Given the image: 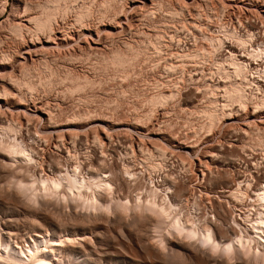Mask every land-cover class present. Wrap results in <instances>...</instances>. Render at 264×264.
Here are the masks:
<instances>
[{"label": "rangeland", "instance_id": "rangeland-1", "mask_svg": "<svg viewBox=\"0 0 264 264\" xmlns=\"http://www.w3.org/2000/svg\"><path fill=\"white\" fill-rule=\"evenodd\" d=\"M45 1L0 0V141L13 144L16 136L5 128L10 122L16 124L18 140L38 152L31 163L38 169L36 175L46 177L48 165L54 167L57 161L72 170L82 162L98 167L104 160L117 170L130 166L148 184L166 173L180 183L185 175H193L188 186L200 198L203 174L207 172L209 178L210 170L219 164L240 180L263 174L264 124L261 118L249 116L251 107L247 113L237 106L233 111L224 109L231 116H220L211 130L205 113L214 108L212 95L227 103L222 77L225 68L233 69L223 65V76L216 67L230 51L239 53L237 38L257 35L264 45V0H71L70 11L57 14L51 31L43 32L31 20L41 18L39 4ZM84 7L92 14L78 23ZM218 39L224 44L216 53L212 42ZM191 52L201 57L182 59ZM119 55L125 59L122 63ZM255 63L252 84H264V73L259 71L264 69V59ZM250 87L248 94L257 92ZM158 93L175 95L150 102ZM215 148L222 151L217 158L211 156ZM21 160L14 163L25 162ZM155 162L162 168L151 172ZM17 174L14 171L9 177L0 170V213H10L8 219L30 242L39 221L4 199L9 186L14 191V181L27 173ZM205 193L204 201L216 195ZM111 230L101 236L111 245L104 246L110 256L133 257L137 249L123 244L128 243L126 230ZM172 258H167L168 264H194L185 256ZM146 263L157 264L154 259Z\"/></svg>", "mask_w": 264, "mask_h": 264}, {"label": "bare ground", "instance_id": "bare-ground-1", "mask_svg": "<svg viewBox=\"0 0 264 264\" xmlns=\"http://www.w3.org/2000/svg\"><path fill=\"white\" fill-rule=\"evenodd\" d=\"M69 2L72 3L71 0L40 2L42 5L39 4V7L41 6L43 17L37 18L36 16L31 21H35L38 30L44 32L50 29L51 31L50 27L55 16L70 11ZM79 12L76 19L78 23L92 14L88 15L89 8ZM234 37L237 36L234 34ZM237 39L234 43H238L236 47H239V53L235 50L236 53L230 51L223 63L219 62L217 67L215 66L221 69V75L223 73L225 75L222 77L225 78V81L222 80L224 81L223 98L227 103L221 104L219 97L215 98L212 95L213 98L210 101L214 108L211 107L212 109L205 113V117L209 120L210 130L220 116L230 117L232 113L228 114L225 110H232L234 106L245 112L247 107H251L252 113L249 116L261 118L260 121L264 124V115H260L261 112L264 113V94L259 96V92H264V84L256 82L254 85L250 79L255 77L251 74L253 66L258 64L255 62L264 59L263 40L253 34L246 37L239 36ZM223 44L219 39L214 40L212 42L214 51L221 48ZM255 44L259 45L256 49L253 48ZM249 47H252L251 51ZM119 56L117 60L122 63L125 59ZM200 57V53L191 52L182 59ZM223 65L224 67L228 65L233 72L225 68L222 73ZM259 71L264 73V69ZM252 85L256 87L257 92L250 95L247 88ZM220 87L218 84L214 85L216 89H221ZM174 95L175 93L169 95L162 93L154 96L150 102L160 103ZM13 124L10 122L7 127L5 126L6 128L4 127L7 133L10 132L16 136L11 141L13 144L8 146L4 145L5 141H0V164H3L1 167L4 171L1 167L0 170L8 175L15 171L18 174L23 173L21 174L23 176L27 173L28 176L21 178L19 175L17 182L14 181L16 187H12L14 191L9 189L10 186L6 190L8 193L4 190L7 193L4 199L7 202L8 200L13 202L16 208H21L39 222L36 225L38 229H34L35 234L29 235L30 242H27L25 234H20L21 231L14 225L13 220L8 219L10 213H0V264H144L147 259H154L157 264H168L167 258H182V256L194 264H264V170L263 174L256 178L240 180L224 168L226 165L219 164L214 171L212 167V169L207 168V170L211 169V175L207 178L205 174L207 172L203 174L200 198H197L196 192L192 191L193 187L191 190L190 185L188 186L191 181L190 176L193 175H185L183 183H180L177 177L174 178L172 175L171 177L166 173L161 174V180L152 181L156 179H151L152 182L148 184L145 180L141 181L142 179L138 178L140 175L137 177V173L135 171L134 173L130 166L122 167L120 164L122 169L117 170L115 165L107 164L104 160L101 161L102 163L99 161L98 167L87 166L82 162L77 167L74 166L75 169L69 168L71 171L63 167L65 164L60 166L62 164L57 161L56 164L60 165L57 164L54 167L51 166L52 164L48 165L49 174L52 173V176L47 174L46 177H39L36 175L38 169L34 166L35 164H31L35 151L33 152V148L30 146L28 148L23 144L24 141L22 143L18 140L20 129ZM240 131L236 130V133ZM220 150L215 148L211 156L217 158L219 152H222ZM19 158L25 162L15 164ZM157 163H152V168L151 165L149 166L151 172L162 168V165ZM30 167L34 169L31 174L29 173ZM83 170L86 171L84 172L87 176ZM185 170L188 169L185 168ZM1 175L3 177L4 173ZM205 183L207 185H204ZM208 189L209 193H207ZM1 191L3 192V189ZM203 191L208 197L212 192L216 195L212 200L204 201L205 199L202 200L201 196L204 194ZM241 209L246 210V214L243 210V213L239 212ZM111 229H120L122 233L126 230L128 236L125 231L122 236H127L128 243L123 244L137 249L136 254L132 251L133 257L127 255L130 258L121 256L113 258V255V257L110 256L109 248L105 249L104 246L111 247V245L104 243L105 240L101 236L104 235V231L108 232ZM133 230H136V233H133ZM137 231L138 233L143 231V233L140 232L143 236L137 235ZM153 243L160 246L159 251L163 249L162 253ZM132 247L130 248L133 250Z\"/></svg>", "mask_w": 264, "mask_h": 264}, {"label": "snow or ice", "instance_id": "snow-or-ice-1", "mask_svg": "<svg viewBox=\"0 0 264 264\" xmlns=\"http://www.w3.org/2000/svg\"><path fill=\"white\" fill-rule=\"evenodd\" d=\"M195 239V237H193ZM209 243H211V241H209Z\"/></svg>", "mask_w": 264, "mask_h": 264}]
</instances>
